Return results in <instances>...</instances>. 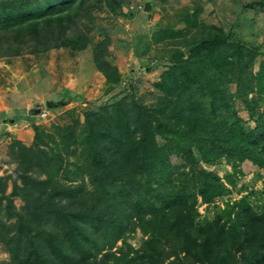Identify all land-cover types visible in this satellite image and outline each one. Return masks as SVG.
Segmentation results:
<instances>
[{
  "label": "trees",
  "instance_id": "obj_1",
  "mask_svg": "<svg viewBox=\"0 0 264 264\" xmlns=\"http://www.w3.org/2000/svg\"><path fill=\"white\" fill-rule=\"evenodd\" d=\"M121 5L122 0H0V57L80 50L88 42L82 27L93 19V9L117 13ZM191 24L197 27L183 44L193 47L171 54L172 66L156 82L163 95L155 105L115 96L111 110L86 113L85 131L74 142L82 144L78 168L90 188L83 181L67 183V175V182L51 181L62 157L39 148L37 134L31 147L19 145L21 185L14 181L6 193L0 177L6 264H264V210L241 198L200 222L195 208L198 196L209 204L225 189L220 176L198 160L223 158L234 169L247 160L264 167V109L257 108L264 99L248 96L256 52L230 42L221 28L195 18ZM106 43L95 46L94 62L115 82L116 70L103 58ZM234 81L253 126L235 111L229 89ZM35 167L47 177L30 175ZM15 195L23 201L20 208ZM137 228L146 237L134 248L125 237Z\"/></svg>",
  "mask_w": 264,
  "mask_h": 264
},
{
  "label": "rangeland",
  "instance_id": "obj_2",
  "mask_svg": "<svg viewBox=\"0 0 264 264\" xmlns=\"http://www.w3.org/2000/svg\"><path fill=\"white\" fill-rule=\"evenodd\" d=\"M143 5L144 0H122L117 13L104 7L94 8L93 19L85 21L86 27H82L88 42L80 50L58 47L0 57V177L4 178L6 193L11 192L14 181L21 185L19 145L31 147L36 134L39 148L47 151L49 157H62V166L52 173L51 181L67 182V175L72 177L67 183L83 181L85 189L90 188L86 173L78 168L83 158L82 144L74 142V137H81L85 131L86 113L111 110L115 96V100L123 98L127 102L132 98L138 104L155 105L163 95L156 82L172 66L174 50L185 49L183 41L197 27L191 24L193 18L199 24L221 28L230 42L255 49L254 87L248 96L261 97L263 102L264 0H151L148 11ZM105 40L103 58L115 68V82L94 62L95 46ZM229 89L237 115L246 125L253 126L238 95V84L230 82ZM46 100L64 102L51 108L43 105L40 113L35 112L36 103L43 104ZM257 108L264 109V103ZM157 140L164 142L160 137ZM195 155L198 157L196 151ZM198 162L217 173L225 189L209 204L197 197V221L211 219L241 198L256 211L264 210V167L244 160L234 169L223 158L212 163ZM28 173L41 179L47 177L37 167ZM13 202L17 208L23 205L17 195L13 196ZM145 237L137 228L128 233L125 241L137 248ZM120 244L119 240L117 245ZM8 261L0 243V264Z\"/></svg>",
  "mask_w": 264,
  "mask_h": 264
},
{
  "label": "water",
  "instance_id": "obj_3",
  "mask_svg": "<svg viewBox=\"0 0 264 264\" xmlns=\"http://www.w3.org/2000/svg\"><path fill=\"white\" fill-rule=\"evenodd\" d=\"M150 8H151V0H144L143 9H144L145 11H148V10H150ZM192 47H193V45L188 46V47L185 49L186 53H188ZM63 102H64V100H61V101H59V102H52V101H48V100H46L43 104L39 102V103H36L37 108H36L34 111H35V112H39V110L42 108L43 105H44L45 107H47V108H51V107H53V106L60 105V104H62ZM2 173H3V174L6 173V169H4V170L2 171Z\"/></svg>",
  "mask_w": 264,
  "mask_h": 264
},
{
  "label": "built area",
  "instance_id": "obj_4",
  "mask_svg": "<svg viewBox=\"0 0 264 264\" xmlns=\"http://www.w3.org/2000/svg\"><path fill=\"white\" fill-rule=\"evenodd\" d=\"M42 109V108H41ZM41 109L39 110V112L38 113H40L41 112Z\"/></svg>",
  "mask_w": 264,
  "mask_h": 264
}]
</instances>
